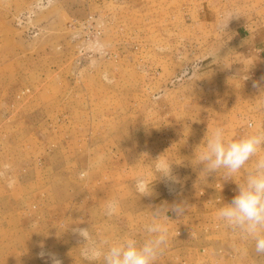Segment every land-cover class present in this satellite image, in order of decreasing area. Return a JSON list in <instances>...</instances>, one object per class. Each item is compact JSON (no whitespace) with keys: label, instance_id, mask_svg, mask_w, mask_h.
Returning a JSON list of instances; mask_svg holds the SVG:
<instances>
[{"label":"rangeland","instance_id":"1","mask_svg":"<svg viewBox=\"0 0 264 264\" xmlns=\"http://www.w3.org/2000/svg\"><path fill=\"white\" fill-rule=\"evenodd\" d=\"M256 16L257 0H0V264H87L64 225L143 239L152 209L180 202L158 264H264L253 237L192 212L243 179L201 173L206 132L264 127V55L229 43L264 26ZM163 154L179 183L140 196L137 177Z\"/></svg>","mask_w":264,"mask_h":264},{"label":"clouds","instance_id":"2","mask_svg":"<svg viewBox=\"0 0 264 264\" xmlns=\"http://www.w3.org/2000/svg\"><path fill=\"white\" fill-rule=\"evenodd\" d=\"M234 15L228 13L229 19ZM248 127L251 131L238 138L229 136L222 125L213 127L195 148L192 160L196 165H203L201 173L207 176L222 172L225 180L234 179L236 182L235 178L243 173V179L236 182L237 194L216 209L215 218L253 237L256 253L264 255V127H257L252 122ZM103 159V156L98 157L97 163H102ZM172 164L173 161L164 154L153 160L148 165L149 172L136 179L137 193L149 195L151 184L157 179L179 183L173 175ZM87 176L88 172H81L79 178L83 180ZM150 176L155 178L150 179ZM186 209L184 202L153 208L150 221L144 225L143 239H138L135 233H126L118 238L100 236L99 233L94 235L90 228L78 226L83 221L76 222V226L73 223L64 225V231L70 230L79 237V255L87 264H158L170 238L168 211L181 217ZM102 214L107 218L118 215L119 202L115 199L106 201ZM44 255V252L40 253L41 257ZM47 255L51 264H62L56 254Z\"/></svg>","mask_w":264,"mask_h":264},{"label":"crops","instance_id":"3","mask_svg":"<svg viewBox=\"0 0 264 264\" xmlns=\"http://www.w3.org/2000/svg\"><path fill=\"white\" fill-rule=\"evenodd\" d=\"M257 1L260 2V4L261 3H264V0H257ZM256 17L252 18L249 21V23H256L257 21L258 22H261V23H264L263 17H257L258 18L257 21L255 19ZM232 42H233V44H232ZM229 43L231 45H233V46L236 45L235 47H232V48H236L237 51H238V53H241V51H243V50L245 51L246 50L245 48H247L246 46H248V45H250L252 43L253 48L258 52V55L263 56L264 55V26L257 27V28H255L253 30L247 31L244 34H239V35L236 34V35H234L233 39ZM229 43H227L226 45H223L220 48L221 52L226 51V50H228L230 48V46H228ZM243 46H245V47L242 48ZM253 48H251V49H253ZM248 49H249V47H248ZM251 49H249V50H251ZM226 191L227 192L225 194H221V196L218 197L219 200H220L219 203H217V202L215 203V201H214V203L208 202L207 204L208 205H211L210 208H208V209L203 208L200 212L199 211H196V210H194L192 212L195 213V214H198L199 216H203V215H209L210 216V215H213L216 212V209H218L219 207H221L223 205V203L230 202L232 200V198L236 194V193H233L229 189H227ZM193 195H195V193ZM206 196H208V195H206ZM212 196H213V194L211 193V197ZM212 198H214V197H212ZM168 200L169 199L167 198L165 202L167 203ZM199 208H201V207H198L196 205L192 209H199ZM207 224H210L211 225L212 222L210 221ZM221 224H222V228L226 229V231H230V228H232V227L226 225L224 222H221ZM204 232H208L207 228L204 230ZM237 232L240 233L239 230ZM240 238H241V236L238 234L237 238L232 243H228L227 244V247H232V246L238 245L239 242H240Z\"/></svg>","mask_w":264,"mask_h":264}]
</instances>
